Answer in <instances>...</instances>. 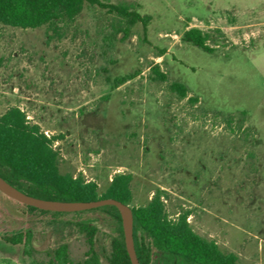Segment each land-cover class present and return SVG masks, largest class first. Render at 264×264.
<instances>
[{
  "label": "rangeland",
  "instance_id": "374dc122",
  "mask_svg": "<svg viewBox=\"0 0 264 264\" xmlns=\"http://www.w3.org/2000/svg\"><path fill=\"white\" fill-rule=\"evenodd\" d=\"M107 1L134 3L151 21L112 49L117 20L98 7L56 32L0 24V116L18 106L56 137L62 173L82 174L101 192L131 173V207L162 190L170 218L190 211L199 235L245 264H264V0ZM189 28L209 34L214 52L183 42ZM156 65L166 81L154 79ZM130 72L139 74L117 89L106 82ZM80 217L31 211L0 192V264L31 259L4 240L28 230L36 261L64 243L82 261L89 246L70 224ZM96 224L109 264L114 226Z\"/></svg>",
  "mask_w": 264,
  "mask_h": 264
},
{
  "label": "trees",
  "instance_id": "16d2710c",
  "mask_svg": "<svg viewBox=\"0 0 264 264\" xmlns=\"http://www.w3.org/2000/svg\"><path fill=\"white\" fill-rule=\"evenodd\" d=\"M86 6L98 7L116 18L114 32L108 37L111 49L117 39L124 41L130 37L134 26L141 23L146 28L151 21L150 15L141 14L136 4L126 1L0 0V24L22 29L47 26L56 32L73 23ZM181 39L207 53L214 52V48L208 44L209 34L199 28L187 29ZM152 72L155 80H167L159 65L154 66ZM138 74L107 75L106 82L112 89H117ZM170 88L180 98L188 96V88L183 83L172 82ZM233 120L234 117L230 116V123ZM56 140V137L46 135L39 124L32 123L20 107L9 108L0 116V175L24 193L41 199L86 202L114 198L130 205L134 178L131 173L115 174L106 190L101 192L96 181L87 180L82 174L75 176L60 171L59 153L54 148ZM163 197L164 192L157 190L147 204L132 207L134 242L141 264H245L235 253L222 251L217 242L195 232L188 221L190 211L170 218ZM27 208L49 212L32 206ZM74 214L82 217L70 224L85 236L89 246L82 261L72 260L66 243L54 249L48 261H36L32 257L34 248L29 230L5 236L4 240L13 245H23L25 254L31 258L23 264H101L96 249L99 232L96 222H107L114 226L107 257L109 264H132L117 207L107 205Z\"/></svg>",
  "mask_w": 264,
  "mask_h": 264
},
{
  "label": "water",
  "instance_id": "95a60500",
  "mask_svg": "<svg viewBox=\"0 0 264 264\" xmlns=\"http://www.w3.org/2000/svg\"><path fill=\"white\" fill-rule=\"evenodd\" d=\"M0 192L8 196L9 198L24 204L26 206H32L40 210L60 213H75L80 211L91 210L107 205L115 206L118 208L122 227L124 232V240L127 252L131 259L132 264H141L134 242V214L130 205L125 204L114 198H106L96 201H59V200H47L37 198L24 193L19 190L0 175Z\"/></svg>",
  "mask_w": 264,
  "mask_h": 264
}]
</instances>
